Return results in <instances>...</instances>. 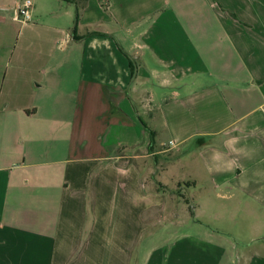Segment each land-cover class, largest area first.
I'll use <instances>...</instances> for the list:
<instances>
[{
    "label": "crops",
    "instance_id": "obj_1",
    "mask_svg": "<svg viewBox=\"0 0 264 264\" xmlns=\"http://www.w3.org/2000/svg\"><path fill=\"white\" fill-rule=\"evenodd\" d=\"M23 1L0 0V264H264L224 231L264 234V0H88L77 37L73 4Z\"/></svg>",
    "mask_w": 264,
    "mask_h": 264
},
{
    "label": "rangeland",
    "instance_id": "obj_2",
    "mask_svg": "<svg viewBox=\"0 0 264 264\" xmlns=\"http://www.w3.org/2000/svg\"><path fill=\"white\" fill-rule=\"evenodd\" d=\"M16 30L11 29V26H8V38H7V43L8 45H12V43H15V37H16ZM187 154L181 156L176 165H171V167L173 168L172 170L178 172L179 177H181L180 179H185L186 181H190V178H188V176L191 174H189L188 176H185L188 171L186 170L187 167L191 164L192 162V158L190 156H186ZM146 164H149L150 167L152 169H154V172L157 169H160L159 166H156V161L153 159V157L150 159L149 163H147L145 161ZM144 169V168H143ZM186 177V178H184ZM191 184L190 182L187 184H183V183H178V184H174L172 183L170 186V189L172 191H175L178 187H182V189H184V191L182 192V197H180L179 199V204L176 205L175 208L180 209L181 215L188 216V219H191L192 214L190 213L191 208L189 210V204H191L189 201H191V199L193 198L194 195H198L200 194L201 191H203V184L200 183L198 184L196 187L189 185ZM184 185V186H183ZM230 212H226L225 213V217L227 218L226 223H228L229 225H232V228H224L226 232H228L231 236L232 239H234L236 242L238 243H246V242H250L252 240H255L259 237H264V234H259L258 231L256 232V228H255V224H254V219L253 218H245L244 217V213L241 212H236V214L234 216L233 221H231L230 218ZM182 220V230L183 228H185L187 226L188 222L186 220L185 217L181 218ZM228 224H224V227L227 226ZM185 231V230H184ZM264 233V229L263 232ZM260 235V236H259ZM257 242V241H256ZM254 244L255 241L253 242ZM258 243V242H257Z\"/></svg>",
    "mask_w": 264,
    "mask_h": 264
},
{
    "label": "trees",
    "instance_id": "obj_3",
    "mask_svg": "<svg viewBox=\"0 0 264 264\" xmlns=\"http://www.w3.org/2000/svg\"><path fill=\"white\" fill-rule=\"evenodd\" d=\"M63 1L73 4L76 8V19H75V26H74V33L76 36V30H77L78 22L80 19V15H81L82 10L86 7L88 0H63ZM89 35H101V33L90 32ZM130 67L132 69V72H135L136 65H135V62L131 58H130ZM149 131H150V135H151L150 151L153 152L155 134L151 130H149Z\"/></svg>",
    "mask_w": 264,
    "mask_h": 264
},
{
    "label": "built area",
    "instance_id": "obj_4",
    "mask_svg": "<svg viewBox=\"0 0 264 264\" xmlns=\"http://www.w3.org/2000/svg\"><path fill=\"white\" fill-rule=\"evenodd\" d=\"M34 7V0H24L18 9V14L23 22H29L32 19V10ZM173 145V142H170Z\"/></svg>",
    "mask_w": 264,
    "mask_h": 264
}]
</instances>
